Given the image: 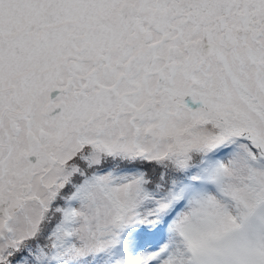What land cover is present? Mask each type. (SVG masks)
<instances>
[{
    "label": "snow or ice",
    "instance_id": "obj_1",
    "mask_svg": "<svg viewBox=\"0 0 264 264\" xmlns=\"http://www.w3.org/2000/svg\"><path fill=\"white\" fill-rule=\"evenodd\" d=\"M0 264H264V0H0Z\"/></svg>",
    "mask_w": 264,
    "mask_h": 264
}]
</instances>
